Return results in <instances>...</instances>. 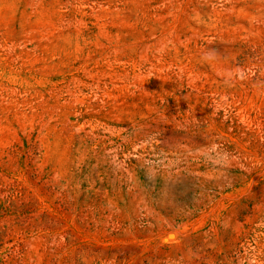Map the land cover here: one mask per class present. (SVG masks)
Here are the masks:
<instances>
[{
    "label": "rangeland",
    "instance_id": "rangeland-1",
    "mask_svg": "<svg viewBox=\"0 0 264 264\" xmlns=\"http://www.w3.org/2000/svg\"><path fill=\"white\" fill-rule=\"evenodd\" d=\"M0 264H264V0H0Z\"/></svg>",
    "mask_w": 264,
    "mask_h": 264
}]
</instances>
